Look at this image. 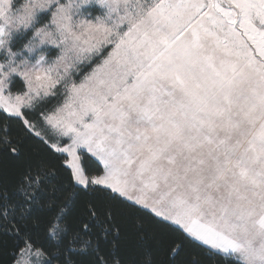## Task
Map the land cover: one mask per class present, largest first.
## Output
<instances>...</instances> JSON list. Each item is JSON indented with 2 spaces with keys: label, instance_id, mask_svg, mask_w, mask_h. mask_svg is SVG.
<instances>
[{
  "label": "snow or ice",
  "instance_id": "6c2138e0",
  "mask_svg": "<svg viewBox=\"0 0 264 264\" xmlns=\"http://www.w3.org/2000/svg\"><path fill=\"white\" fill-rule=\"evenodd\" d=\"M0 264H264V0H0Z\"/></svg>",
  "mask_w": 264,
  "mask_h": 264
},
{
  "label": "trees",
  "instance_id": "16d2710c",
  "mask_svg": "<svg viewBox=\"0 0 264 264\" xmlns=\"http://www.w3.org/2000/svg\"><path fill=\"white\" fill-rule=\"evenodd\" d=\"M0 259L6 260L7 257L6 256L5 257H0ZM204 259H205V264H217L215 258H213L212 256L205 257Z\"/></svg>",
  "mask_w": 264,
  "mask_h": 264
}]
</instances>
